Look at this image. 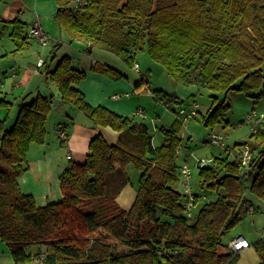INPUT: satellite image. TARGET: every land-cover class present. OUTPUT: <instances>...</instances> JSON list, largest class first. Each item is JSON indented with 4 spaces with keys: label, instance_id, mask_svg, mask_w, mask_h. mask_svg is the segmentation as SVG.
I'll return each instance as SVG.
<instances>
[{
    "label": "trees",
    "instance_id": "1",
    "mask_svg": "<svg viewBox=\"0 0 264 264\" xmlns=\"http://www.w3.org/2000/svg\"><path fill=\"white\" fill-rule=\"evenodd\" d=\"M54 15L71 41H83L91 52L99 48L134 66L137 51L148 49L178 82L210 90L212 105L203 116L206 127L226 125L230 95L242 92L258 102L264 98V0H56ZM15 53L30 36L25 22L13 20ZM44 78L55 85L67 104L95 125L119 132L109 143L101 134L91 141L83 163L70 164L61 176V201L39 206L24 193L19 178L33 143L47 137L53 96L39 93L23 103L12 126L9 114L0 118V239L7 242L16 263L42 258L45 264H236L240 253L223 241L243 218L245 194L264 200V119L251 145L249 170L228 155L197 173L199 189L215 194L196 216L184 213L178 157L183 149L181 127L162 128L165 141L155 146L144 122L103 106H92L79 89L86 72L64 55ZM95 71L124 76L109 64ZM166 105L176 99L155 90ZM10 104L0 100V107ZM196 118V117H195ZM178 124L182 123L177 119ZM138 172L137 197L125 210L118 202L122 189ZM249 168V169H250ZM264 264V238L254 242ZM36 247L35 249L33 247Z\"/></svg>",
    "mask_w": 264,
    "mask_h": 264
},
{
    "label": "crops",
    "instance_id": "2",
    "mask_svg": "<svg viewBox=\"0 0 264 264\" xmlns=\"http://www.w3.org/2000/svg\"><path fill=\"white\" fill-rule=\"evenodd\" d=\"M57 9L58 4L56 0H34L31 4H27L24 0H0V37L9 33V39L0 40V100L10 104L9 109L6 108L5 112L3 111V115L9 114V117H15L14 119L16 120L20 106L23 103L30 102L39 93L53 96V99H61L57 87L47 84L44 73H37L35 71L36 62L40 54L45 55L48 65L52 67L60 57L64 55L72 56L74 67L86 72L85 78L79 82L78 87L85 94L86 100L92 106L103 105L124 116L135 114L140 116L141 112L147 115L146 111L141 108L133 111V92H124L131 84L129 86L124 85L122 79L93 69L97 63L99 64V61L91 55L93 50L90 52L85 42L79 40L72 42L71 37L65 36L66 31L59 27L54 18ZM15 19L25 22L28 29L36 19H39L45 30L52 36V44L50 43L46 47H41L35 39L29 38L25 49L15 53L16 45L11 36L13 30L12 21ZM68 40V44L75 51L74 54L63 52ZM53 44H55V48H52ZM66 49L70 51V48ZM111 66L117 69L114 65ZM14 70L16 71L15 75L13 73ZM117 70L127 77L123 71ZM4 86L5 88L3 89ZM125 93H130V96H126V98H129L128 100L122 98L125 96ZM115 94H121L122 96L120 99H117L113 97ZM60 102L61 100L58 104ZM141 104L142 102L139 101V105ZM54 106L55 109L53 111L58 114L59 119L58 125L55 127L58 140L55 138L48 140V137H46V141L42 144L33 143L27 155L26 170L19 178L21 190L24 193L31 194L39 206L62 200V174L73 162L83 163L87 160L88 155L91 153L90 146L94 137L101 134L109 143H115L119 137L118 131L110 127L95 125L82 111L76 110L70 105L64 104L57 108L56 105ZM193 106L195 104L192 105V110L194 109ZM182 110L188 112L186 109ZM147 117L148 115L142 116V118ZM63 130L68 133L66 140L60 138V133ZM212 131H215V129ZM68 155H72V157L69 158ZM180 155H182V159L179 163H182L190 156V154L184 152V149H182ZM194 178L197 179V177ZM136 183L127 184L117 198L119 204L125 210H129L136 200ZM176 188H180L179 183ZM251 206L253 204L249 206V209ZM253 207L257 211V208ZM247 242L248 246L241 251L243 252V256L239 262H242L243 258L254 254L256 256L257 254L253 247L254 245L248 240ZM33 248L35 249L36 247L34 246ZM37 259L43 262L42 258ZM32 261L34 259L28 262L16 263L11 252L6 251L5 247L0 245V264H26ZM43 264L45 263L43 262ZM241 264H244V261Z\"/></svg>",
    "mask_w": 264,
    "mask_h": 264
},
{
    "label": "rangeland",
    "instance_id": "3",
    "mask_svg": "<svg viewBox=\"0 0 264 264\" xmlns=\"http://www.w3.org/2000/svg\"><path fill=\"white\" fill-rule=\"evenodd\" d=\"M24 1L27 4L34 2V0ZM65 36L70 38L67 32H65ZM1 39H9V33L2 35V37H0V40ZM68 43L69 40L66 41V46L63 52L74 54L75 51L72 50V47ZM52 48H55V44L52 45ZM66 48H70V51ZM91 55L95 57L97 61H99V64L108 63L110 65H114L117 67V69L123 71L127 75V77L122 76L120 79L124 81V85L129 86V84H131L130 87L124 92H133V111H135L137 108H141L144 109L148 115L147 118H142L141 115L140 117L137 114L129 115V117L135 119L138 122H144L149 126L150 131L154 136L153 142L155 146H160L165 141L162 128H171L174 124H177L179 127H181L180 136L182 137L184 152L188 154L192 153L194 157L208 158L218 155L225 156L227 155L226 149H234L237 147V143L255 141V138L251 136V125L249 122H247V119L249 114H251L253 111L264 113V98L260 99L258 102H255L254 99L248 97L242 92H236L230 95L229 102L231 104V108L225 117V119L228 121V124L226 122V125L222 124L215 127V132H221L224 135L225 146H210L208 142H206V139L212 132L213 128L206 127L203 123V116L208 113L212 105V99L210 97L211 92L208 88L198 86L196 84L176 81L168 73L166 67L163 64L156 62L151 58L148 49L136 52L134 63H139V71H137L134 66H130L121 57L112 52L94 48ZM4 88L5 86L3 89ZM155 90H163L167 94L176 97V99L170 103V106L166 105L163 100L157 98V94L154 92ZM122 98L127 100L129 99L126 98V96ZM139 101L142 102L141 105H139ZM194 104H198L199 106L197 108L199 110L198 116L186 121L181 120L182 123L178 124V112H180L182 109H186L188 112H190L192 110V105ZM57 105L58 104H56V106ZM193 108H195V106H193ZM5 109V107H0L1 119L6 117L3 115V111L5 112ZM14 118L15 117H9L7 123L9 126L14 124ZM58 121V114L53 111L49 116L47 123L48 140L53 138L58 140L55 129V127L58 125ZM62 132H64L66 136L62 137L60 134V138L62 140H66L68 133L65 130ZM230 158H233V156L230 155ZM181 159L182 155L178 157V163L181 161ZM192 160L193 158L190 159V161ZM197 173L198 171H196L195 177H197ZM130 174L132 176L133 182H137L138 172L131 167ZM193 182L197 186L198 180L196 178L193 179ZM245 198L247 202H245L243 208H249V206L253 204V206L257 208V211L250 213L248 210H246L244 212L242 220L239 221L223 238V241L228 245H230L233 238L238 237V235L244 236L250 243H252V245L253 242L258 238H264V200L250 191L246 192ZM0 245L5 247L6 251L10 252L7 242L1 240ZM240 254L241 259L243 252ZM240 259L236 264H241L243 261L244 264H260L258 253L256 256L254 254L243 258L242 262H239ZM26 264H43V262L36 258L34 261Z\"/></svg>",
    "mask_w": 264,
    "mask_h": 264
},
{
    "label": "built area",
    "instance_id": "4",
    "mask_svg": "<svg viewBox=\"0 0 264 264\" xmlns=\"http://www.w3.org/2000/svg\"><path fill=\"white\" fill-rule=\"evenodd\" d=\"M28 35L30 38L35 39L42 47L48 46L52 41V36L45 30L44 26L40 22L39 19H36L28 29ZM46 65V58L45 55L40 54L37 62L35 71L37 73H46L45 70ZM134 68L139 71L140 65L139 63L134 64ZM14 75L16 71H13ZM121 94L113 95L114 98H120ZM125 96H130V93H125ZM198 104H195V108L190 112H186L182 110L178 114L179 120H188L189 118H195L198 116L197 110ZM143 117L147 116L144 112L140 113ZM264 119V113H258L253 111L249 114L247 122L251 125V132L256 133L258 130L259 125L261 124L262 120ZM62 137H65L66 134L64 132L60 133ZM66 139V138H64ZM224 135L221 132L212 131L207 139L206 142L210 146H225L224 142ZM179 152H182V148L178 149ZM228 155H232L233 158L240 163L241 169L243 172L249 170L252 160L254 158V151L251 145H243L237 146L234 149L228 150L226 149ZM71 158V155H68ZM190 161V159H192ZM215 164V156L214 157H194L191 153L189 157H187L180 165L179 168V191L182 194V203L184 207V213L187 217L192 218L196 216V212L203 203L210 202L214 200V196L206 193L198 188L193 182L195 177L196 171H199L201 168L205 166H210ZM255 208L253 206L250 207L249 212L253 213ZM248 242L245 237L238 236L231 241L229 245L230 249L233 252L240 253L243 249L247 248Z\"/></svg>",
    "mask_w": 264,
    "mask_h": 264
},
{
    "label": "water",
    "instance_id": "5",
    "mask_svg": "<svg viewBox=\"0 0 264 264\" xmlns=\"http://www.w3.org/2000/svg\"><path fill=\"white\" fill-rule=\"evenodd\" d=\"M60 100H61L60 98H55L53 104H54V105L58 104V102H59ZM252 172H253V171H252V169L250 168V169H249V175H251Z\"/></svg>",
    "mask_w": 264,
    "mask_h": 264
}]
</instances>
